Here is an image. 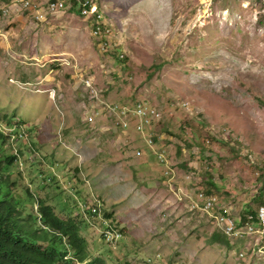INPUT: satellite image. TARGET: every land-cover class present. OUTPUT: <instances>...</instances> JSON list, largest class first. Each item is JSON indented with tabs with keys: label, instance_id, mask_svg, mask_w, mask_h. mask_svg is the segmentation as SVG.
Wrapping results in <instances>:
<instances>
[{
	"label": "rangeland",
	"instance_id": "1",
	"mask_svg": "<svg viewBox=\"0 0 264 264\" xmlns=\"http://www.w3.org/2000/svg\"><path fill=\"white\" fill-rule=\"evenodd\" d=\"M98 2L101 35L73 11L0 3V118L26 121L29 142L5 145L23 149L17 191L82 222L105 264H264L259 237L209 243L221 226L193 206L207 187L235 217L264 204V0ZM140 101L162 112L152 147L118 124ZM99 203L116 247L88 211Z\"/></svg>",
	"mask_w": 264,
	"mask_h": 264
},
{
	"label": "trees",
	"instance_id": "2",
	"mask_svg": "<svg viewBox=\"0 0 264 264\" xmlns=\"http://www.w3.org/2000/svg\"><path fill=\"white\" fill-rule=\"evenodd\" d=\"M5 142L6 137L0 132V264L83 262L88 257L89 250L86 239L80 234L82 222L79 223L74 218H63L44 199L38 201L39 213H34L31 202L33 195L29 191L25 195L30 204L27 206L23 203L24 198L17 191L21 174L14 173L13 168L16 156L6 152ZM211 186L215 187L214 184ZM203 191L210 194L212 189L207 187ZM246 213L241 215L242 223L249 214H257ZM39 215L43 223L36 228ZM106 216L111 217L112 214L108 213ZM230 240V237L218 230L208 239L209 243H221L227 247H231ZM68 255L71 257H67ZM85 264L105 263L97 258Z\"/></svg>",
	"mask_w": 264,
	"mask_h": 264
},
{
	"label": "clouds",
	"instance_id": "3",
	"mask_svg": "<svg viewBox=\"0 0 264 264\" xmlns=\"http://www.w3.org/2000/svg\"><path fill=\"white\" fill-rule=\"evenodd\" d=\"M88 82H87V84L89 85V87H91L92 91L95 92L94 86H92L89 79H88ZM54 94H55V92H52L51 96L54 97ZM92 95H94V94L92 93ZM133 107L134 108H133V112L131 113V117H128L127 119L123 118V117L120 118V122L118 124L125 131L131 130V128H132L134 131L139 133L145 139L146 143L150 147L154 146L155 137L152 136L151 130L153 129L154 124L161 121L162 112L156 106L144 103L142 101L135 103L133 105ZM94 113H96V112H94ZM124 114H126V113H124ZM93 116L95 117V115L89 116L88 120H90V119L92 120ZM6 117H8L7 121H6ZM11 119H14V117L12 116L9 118V116H7V115H4L2 118H0V132L6 137V141L9 138V140H13L15 142L16 141L17 142L22 141L23 143H25L26 140H28L26 121L22 120V121H18V122H13ZM26 143H29V142H26ZM5 145H6V142H5ZM22 151H23V149H15V151L13 153H9V154H14L16 156L14 165L16 162H18V163L20 162L22 164L23 158H22L21 153H20ZM156 154H157V157H158L160 163L161 164L165 163L167 165L168 159L162 153H156ZM169 172H170V170H166V173L169 174ZM27 191H29V190L27 189ZM27 191L23 190L24 194H28ZM26 197H24V200L26 199ZM33 198H31V202L34 205ZM38 205H39V203H38ZM38 208H39V206H38ZM101 209L102 208H101L100 203L94 204L93 206L88 207V211L90 214L97 216V217H100L102 219L101 234H102V237H103L104 241L106 242V244L110 248L116 247L118 245V243L120 242V240L124 237V233L118 225H115L114 223H112V221L109 222L107 220L108 217L105 214L104 215L106 217L103 216ZM36 213H39V212H36ZM39 219H40V215H39ZM37 223H39V222H37ZM42 223L43 222L41 221V223L37 224V226L35 225V227L38 228V225H41ZM81 236L84 237L83 235H81ZM89 256H90V253H89L88 257L83 262L77 261L76 264H85V263H88L90 261L95 260V259H90ZM67 257H71V255H68ZM97 258H101V257H97ZM101 259L105 263L104 259L103 258H101Z\"/></svg>",
	"mask_w": 264,
	"mask_h": 264
},
{
	"label": "built area",
	"instance_id": "4",
	"mask_svg": "<svg viewBox=\"0 0 264 264\" xmlns=\"http://www.w3.org/2000/svg\"><path fill=\"white\" fill-rule=\"evenodd\" d=\"M0 3H5L6 5L3 8L5 14L10 13L11 11H28V14H32L33 17L38 20H44L47 15L62 13L64 11H73L86 19L93 21L94 31L102 30V13L98 0H0ZM102 33L103 31L96 34L101 35ZM196 200H204V198L198 194ZM205 203H213V205L216 206V201H205ZM247 213H259V219L261 222H264V204L260 205L255 212ZM226 227L230 234L235 230V228H232L231 225H229L227 219Z\"/></svg>",
	"mask_w": 264,
	"mask_h": 264
},
{
	"label": "bare ground",
	"instance_id": "5",
	"mask_svg": "<svg viewBox=\"0 0 264 264\" xmlns=\"http://www.w3.org/2000/svg\"><path fill=\"white\" fill-rule=\"evenodd\" d=\"M93 32L95 35H97L96 33H101L102 31ZM198 194L202 196L205 201H216L215 206L213 205V203H205L204 200H193V206L202 209L208 214H210L212 217H215L218 221V224L221 226V232L230 237L232 241H234V237L238 238L243 234L246 236L259 237L260 239H262V245L260 244V250H256L254 249V247H252V250L264 254V222H261V220L259 219V213H257L256 215L249 214L242 223L243 219L241 218V216L235 217L231 214L229 210L222 209V207L218 205L217 199L214 195L207 194L203 190L199 191ZM226 219L229 221V225H231L232 228H235V230L231 234L227 232ZM251 228H253L254 231H251Z\"/></svg>",
	"mask_w": 264,
	"mask_h": 264
}]
</instances>
